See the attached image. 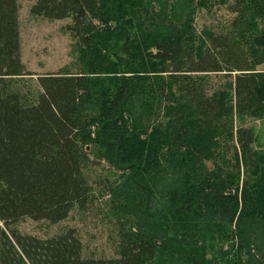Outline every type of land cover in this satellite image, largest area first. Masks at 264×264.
I'll use <instances>...</instances> for the list:
<instances>
[{
	"label": "trees",
	"instance_id": "obj_1",
	"mask_svg": "<svg viewBox=\"0 0 264 264\" xmlns=\"http://www.w3.org/2000/svg\"><path fill=\"white\" fill-rule=\"evenodd\" d=\"M204 0H36L69 20L77 71L19 89L17 4L0 0V264H264V154L236 119L264 118V0H233L197 34ZM225 80L211 86V77ZM33 82V81H30ZM102 190L114 258H86L77 233L21 235L86 211Z\"/></svg>",
	"mask_w": 264,
	"mask_h": 264
},
{
	"label": "rangeland",
	"instance_id": "obj_2",
	"mask_svg": "<svg viewBox=\"0 0 264 264\" xmlns=\"http://www.w3.org/2000/svg\"><path fill=\"white\" fill-rule=\"evenodd\" d=\"M17 4L18 40L20 46V62L25 73L33 74L32 80L25 77L20 82L19 89L37 90L35 79L38 76L57 73L62 69L77 71L79 53L73 50L75 42L65 30L69 20L47 21L32 18L29 14L36 0H15ZM233 0H204V5L198 11L193 26L197 34L203 35L208 30L222 29L231 21L232 15L227 8ZM264 28V22L261 25ZM264 72V64L256 68ZM211 86L217 87L225 79L221 75H212ZM33 81V82H30ZM23 86V87H22ZM235 126L251 129L255 143L252 148L264 154V118L236 119ZM112 170L106 164L91 167L86 171L94 196L92 204L86 211H72L63 222L51 225L45 221L28 219L18 222L14 228L21 235H29L38 239L52 238L68 229L74 230L81 242L82 256L86 258H114L116 248V232L113 219L105 206L102 190L112 179Z\"/></svg>",
	"mask_w": 264,
	"mask_h": 264
}]
</instances>
